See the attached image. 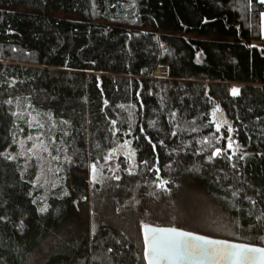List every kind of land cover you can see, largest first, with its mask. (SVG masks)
Here are the masks:
<instances>
[{"label": "trees", "instance_id": "trees-1", "mask_svg": "<svg viewBox=\"0 0 264 264\" xmlns=\"http://www.w3.org/2000/svg\"><path fill=\"white\" fill-rule=\"evenodd\" d=\"M263 13L260 0H0V264H148L145 225L264 248ZM29 112L63 174L45 205L37 165L13 157ZM118 145L131 158L91 188L89 166Z\"/></svg>", "mask_w": 264, "mask_h": 264}, {"label": "snow or ice", "instance_id": "snow-or-ice-1", "mask_svg": "<svg viewBox=\"0 0 264 264\" xmlns=\"http://www.w3.org/2000/svg\"><path fill=\"white\" fill-rule=\"evenodd\" d=\"M264 4V0H260ZM239 89H233L237 95ZM229 143V148H231ZM216 149L213 155L219 154ZM47 209L41 208V212ZM145 256L148 264H181L185 261H212L220 264L221 261H232L238 264L247 261L259 254L261 264H264V248L249 247L245 244L231 243L225 240L209 239L191 232L176 228H153L144 226Z\"/></svg>", "mask_w": 264, "mask_h": 264}, {"label": "rangeland", "instance_id": "rangeland-1", "mask_svg": "<svg viewBox=\"0 0 264 264\" xmlns=\"http://www.w3.org/2000/svg\"><path fill=\"white\" fill-rule=\"evenodd\" d=\"M56 15L75 19L73 17L66 16L62 12H58ZM146 29L150 28L147 27ZM185 36L197 37V35L193 33L185 34ZM260 41L263 42L259 43L252 41V43L264 45V13L261 15ZM159 67H164V72L160 70V72L158 71L159 73H157V69ZM158 68L156 69L157 76L164 77L167 75L166 66L160 65ZM233 89L234 88H232V90ZM22 114L24 113L22 112ZM28 114L30 118L29 129L26 132L27 134L19 136L17 152L16 155H13V157H17L22 162L24 167H27L31 163L37 165V174L34 184L41 189V195L38 198V202L45 205V198L47 194L60 182V178L63 177V174L60 173V167H58L54 162L56 154L53 153L52 148L45 140L44 126L37 121L36 117L32 113L29 112ZM217 120L222 121L220 116H218ZM130 153H132V150L129 146L118 145L113 152L109 154L110 159L104 161L102 164H91L89 166V184L91 185V188L96 184L103 183L109 178L115 177V167L118 166V158L120 155L125 156L126 158H131V156H129Z\"/></svg>", "mask_w": 264, "mask_h": 264}, {"label": "water", "instance_id": "water-1", "mask_svg": "<svg viewBox=\"0 0 264 264\" xmlns=\"http://www.w3.org/2000/svg\"><path fill=\"white\" fill-rule=\"evenodd\" d=\"M144 231V228H143ZM146 257V256H145ZM147 263H148V258L146 257ZM164 264V262H162ZM181 264H200V262L196 261H185L181 262ZM202 264H214L212 261H203ZM220 264H233L232 261H221ZM238 264H261V260L259 257V254H255V258H250L247 261H240Z\"/></svg>", "mask_w": 264, "mask_h": 264}, {"label": "crops", "instance_id": "crops-1", "mask_svg": "<svg viewBox=\"0 0 264 264\" xmlns=\"http://www.w3.org/2000/svg\"><path fill=\"white\" fill-rule=\"evenodd\" d=\"M259 43H261V42H263V41H258ZM158 68V67H157ZM162 68H164V67H162ZM167 68V67H166ZM157 73H156V70H155V72H154V75H156ZM157 76V75H156ZM159 77V76H158ZM165 77V76H164Z\"/></svg>", "mask_w": 264, "mask_h": 264}]
</instances>
